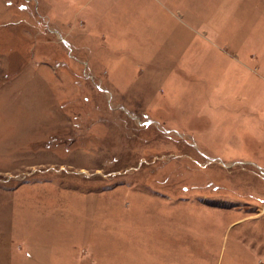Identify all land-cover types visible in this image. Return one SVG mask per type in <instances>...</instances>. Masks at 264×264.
Wrapping results in <instances>:
<instances>
[{"label":"rangeland","instance_id":"obj_1","mask_svg":"<svg viewBox=\"0 0 264 264\" xmlns=\"http://www.w3.org/2000/svg\"><path fill=\"white\" fill-rule=\"evenodd\" d=\"M0 264H264V0H0Z\"/></svg>","mask_w":264,"mask_h":264}]
</instances>
